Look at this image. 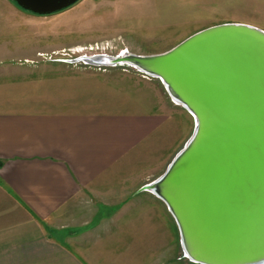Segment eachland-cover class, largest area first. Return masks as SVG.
<instances>
[{"label":"rangeland","instance_id":"rangeland-1","mask_svg":"<svg viewBox=\"0 0 264 264\" xmlns=\"http://www.w3.org/2000/svg\"><path fill=\"white\" fill-rule=\"evenodd\" d=\"M224 23L264 30V0H80L48 16L0 0V112L133 110L148 104L166 113L162 106L176 104L159 80L126 65L95 66L83 58L161 54ZM171 118L176 128L160 131L149 157L129 172L144 186L166 171L194 131L195 121L184 109ZM131 208L107 220L115 229L113 238H121L120 245L127 239L131 251L116 254L124 246L114 240L95 244L89 264H194L185 257L163 202L144 197ZM126 223L132 230L120 229Z\"/></svg>","mask_w":264,"mask_h":264},{"label":"water","instance_id":"water-1","mask_svg":"<svg viewBox=\"0 0 264 264\" xmlns=\"http://www.w3.org/2000/svg\"><path fill=\"white\" fill-rule=\"evenodd\" d=\"M39 16L80 0H11ZM158 79L195 128L166 171L140 192L165 204L194 264H264V30L203 29L155 55L83 58Z\"/></svg>","mask_w":264,"mask_h":264},{"label":"crops","instance_id":"crops-1","mask_svg":"<svg viewBox=\"0 0 264 264\" xmlns=\"http://www.w3.org/2000/svg\"><path fill=\"white\" fill-rule=\"evenodd\" d=\"M140 106L0 112V264H89L92 246L121 240L107 220L144 197L160 201L129 172L160 131L176 128L171 115L182 107ZM126 240L116 254L131 251Z\"/></svg>","mask_w":264,"mask_h":264},{"label":"bare ground","instance_id":"bare-ground-1","mask_svg":"<svg viewBox=\"0 0 264 264\" xmlns=\"http://www.w3.org/2000/svg\"><path fill=\"white\" fill-rule=\"evenodd\" d=\"M162 84V83H161ZM164 87V86H163ZM189 114V113H188ZM190 115V114H189ZM191 116V115H190ZM192 117V116H191ZM193 118V117H192Z\"/></svg>","mask_w":264,"mask_h":264}]
</instances>
